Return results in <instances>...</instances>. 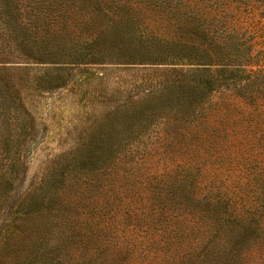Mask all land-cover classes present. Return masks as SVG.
<instances>
[{
    "label": "rangeland",
    "instance_id": "rangeland-1",
    "mask_svg": "<svg viewBox=\"0 0 264 264\" xmlns=\"http://www.w3.org/2000/svg\"><path fill=\"white\" fill-rule=\"evenodd\" d=\"M115 4H131L134 19L143 22L140 30L149 35L172 38L179 34L203 43L205 29L210 27L220 43H229L230 58H220L214 69L237 67L234 54L241 53L246 54L242 57L246 72L216 81L211 91L205 81L193 83L200 87L194 95L185 88L192 95L187 100L177 98L174 92L183 91L182 77L166 67L79 66L70 72L65 87L43 89L36 78L44 75L45 66L24 55L0 17V172L9 165L15 167L0 206V264H27L29 246L36 239V234L28 231L19 254L8 253L1 238L8 223L20 216L26 219L25 212L36 206L34 197L42 186L57 183L61 173L99 151L104 131L112 128L115 133L120 128L118 116L124 112L123 105L128 104L126 112L131 111L148 93H153L147 107L149 120L140 121L134 110L127 118L130 138L138 132L142 137L132 145L126 143V159L131 157L132 162L124 164L133 167L135 178L149 187L146 193L151 194L162 179L192 178L198 198L216 201L227 196L235 214L246 211L247 215L261 208L264 0H116ZM232 37L242 44L241 49L231 44ZM208 44L201 48L209 50ZM163 88L166 95L159 98ZM3 148L11 149V154ZM36 216L27 217L29 226ZM184 217L191 216L180 218ZM246 258L247 264H264V251L254 245Z\"/></svg>",
    "mask_w": 264,
    "mask_h": 264
},
{
    "label": "trees",
    "instance_id": "trees-1",
    "mask_svg": "<svg viewBox=\"0 0 264 264\" xmlns=\"http://www.w3.org/2000/svg\"><path fill=\"white\" fill-rule=\"evenodd\" d=\"M115 1L0 0V17L24 55L45 66L44 75L36 78L43 89L65 87L70 72L79 66L166 67L182 77L183 91L174 92L187 100L192 95L185 88L194 95L200 87L193 83L205 81L211 91L216 81L246 72L242 64L246 54L241 53L234 54L237 67L214 69L220 58H230L229 43H220L210 27L203 43L179 34L172 38L145 34L131 4ZM233 37L231 44L241 49ZM206 43L209 50L201 48ZM165 90L160 89L159 98ZM152 100L153 93L144 94L127 112L124 104L120 128L104 131L100 150L83 155V164L61 173L57 183L42 186L26 219L20 216L8 223L1 236L5 251L19 254L28 231L36 239L29 246L27 264H247L246 253L254 245L264 251V196L260 209L235 214L227 196L216 201L198 198L192 178L162 179L147 194L149 187L135 178L134 168L124 167L132 162L131 157L126 159V143L142 137L138 132L130 138L127 118L134 110L140 121L149 120ZM141 104L144 108H137ZM3 108L6 112L7 106ZM14 171L9 165L0 172V206ZM30 214L37 216L29 226Z\"/></svg>",
    "mask_w": 264,
    "mask_h": 264
}]
</instances>
